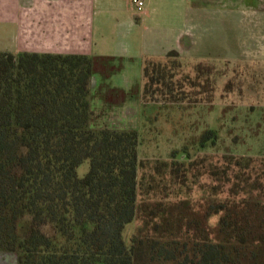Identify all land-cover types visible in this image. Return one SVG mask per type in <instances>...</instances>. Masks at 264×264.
<instances>
[{
	"label": "trees",
	"instance_id": "1",
	"mask_svg": "<svg viewBox=\"0 0 264 264\" xmlns=\"http://www.w3.org/2000/svg\"><path fill=\"white\" fill-rule=\"evenodd\" d=\"M178 55L144 60L145 99L171 94L165 60ZM92 73L87 55L0 50V250L17 264H264L261 159L202 158L215 184L194 201L196 162L172 153L144 170L137 130L93 110Z\"/></svg>",
	"mask_w": 264,
	"mask_h": 264
},
{
	"label": "rangeland",
	"instance_id": "2",
	"mask_svg": "<svg viewBox=\"0 0 264 264\" xmlns=\"http://www.w3.org/2000/svg\"><path fill=\"white\" fill-rule=\"evenodd\" d=\"M202 2L209 6L214 1ZM237 6L248 8L249 1L242 0ZM230 12L213 13L204 20L208 25L204 30L212 37L206 40L209 44L214 42L216 47L208 49L211 56H204L201 52L199 60L205 58L210 62L187 65L180 53L178 57L165 60L170 74L169 87L172 88L171 94L165 98L169 102L160 98L155 102L141 96L142 103L135 106L137 92L115 94L101 92L102 88L93 92L92 108L104 112L106 123L114 122L124 129L137 130V153L144 162V170H148V162L152 165L168 159L172 153L183 162H196L188 171L187 184L193 185L191 198L197 202L208 197V191L202 187L215 184L204 173L202 158L223 155L258 158L264 168V69L260 75L254 65H249L250 69L244 62L248 57H257L261 49L254 46L247 58L244 56L251 45L249 29L252 23L245 24V19L240 16L250 14ZM9 31L0 23V38H7ZM262 48L264 50V46ZM191 51L197 55V47ZM159 61L161 64L164 62ZM124 100H129V104L123 110L118 109ZM205 129L215 131V141L212 143L213 139H209L200 145L199 138ZM87 169L88 161L85 160L78 166L77 173L82 175ZM259 180L264 184L263 174ZM166 183L171 184L169 179ZM222 195L217 191L215 197L222 198ZM136 224L130 222L125 225V238ZM0 264H17L15 253L0 250Z\"/></svg>",
	"mask_w": 264,
	"mask_h": 264
},
{
	"label": "crops",
	"instance_id": "3",
	"mask_svg": "<svg viewBox=\"0 0 264 264\" xmlns=\"http://www.w3.org/2000/svg\"><path fill=\"white\" fill-rule=\"evenodd\" d=\"M240 1L211 0L213 4L206 6L202 0H144L142 9L137 10L131 0H0V23L10 30L7 38H0V50L87 55L93 60L92 99L98 88L115 94L137 92V106L142 103L145 59L164 58L174 49L187 65L210 62L199 60L201 52L211 56L208 49L216 47L206 40L212 37L204 30L208 27L204 20L217 12L250 14L240 16L245 24L252 23L251 45L243 55L247 58L254 46L261 51L244 62L262 75L264 0H248V8H238ZM194 47L196 56L191 51ZM129 102L124 100L118 109L123 110ZM94 111L101 112L106 123L104 112ZM106 124L124 128L114 122Z\"/></svg>",
	"mask_w": 264,
	"mask_h": 264
},
{
	"label": "built area",
	"instance_id": "4",
	"mask_svg": "<svg viewBox=\"0 0 264 264\" xmlns=\"http://www.w3.org/2000/svg\"><path fill=\"white\" fill-rule=\"evenodd\" d=\"M137 10L142 9L144 6V0H131Z\"/></svg>",
	"mask_w": 264,
	"mask_h": 264
}]
</instances>
